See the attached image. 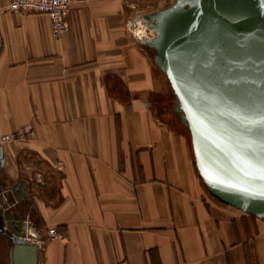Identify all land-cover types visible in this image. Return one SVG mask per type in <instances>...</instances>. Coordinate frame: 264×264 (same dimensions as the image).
Wrapping results in <instances>:
<instances>
[{"label": "crops", "instance_id": "crops-1", "mask_svg": "<svg viewBox=\"0 0 264 264\" xmlns=\"http://www.w3.org/2000/svg\"><path fill=\"white\" fill-rule=\"evenodd\" d=\"M173 1L71 0L54 37L44 14L0 0V136L35 132L2 144L0 179L28 193L34 264H264V218L209 193L165 111L146 19Z\"/></svg>", "mask_w": 264, "mask_h": 264}, {"label": "water", "instance_id": "water-1", "mask_svg": "<svg viewBox=\"0 0 264 264\" xmlns=\"http://www.w3.org/2000/svg\"><path fill=\"white\" fill-rule=\"evenodd\" d=\"M146 23L153 36L145 46L209 193L264 218V0H174ZM18 186L3 200L9 261L34 264V248L21 244L30 202L26 191L13 193Z\"/></svg>", "mask_w": 264, "mask_h": 264}, {"label": "built area", "instance_id": "built-area-1", "mask_svg": "<svg viewBox=\"0 0 264 264\" xmlns=\"http://www.w3.org/2000/svg\"><path fill=\"white\" fill-rule=\"evenodd\" d=\"M71 0H9L8 9L13 12L44 14L50 24L51 33L58 37L69 31L67 14L70 8ZM150 38L153 31L149 29ZM34 127L31 123L17 126L8 134L0 136V143L8 141L27 139L34 135ZM57 170L61 171L62 163L57 162ZM48 235L53 237L59 235L55 228L48 230Z\"/></svg>", "mask_w": 264, "mask_h": 264}, {"label": "flooded vegetation", "instance_id": "flooded-vegetation-1", "mask_svg": "<svg viewBox=\"0 0 264 264\" xmlns=\"http://www.w3.org/2000/svg\"><path fill=\"white\" fill-rule=\"evenodd\" d=\"M2 148V147H1ZM0 167H1V162H0ZM3 179V180H2ZM15 184V183H14ZM14 184H11L8 188L5 186V180L2 177L0 179V198L3 196V192H5V195L11 191V188ZM32 212H29L27 215V222L31 223L32 221ZM6 247H7V238L5 232H3V229L0 224V264H7L8 262L6 261Z\"/></svg>", "mask_w": 264, "mask_h": 264}, {"label": "rangeland", "instance_id": "rangeland-1", "mask_svg": "<svg viewBox=\"0 0 264 264\" xmlns=\"http://www.w3.org/2000/svg\"><path fill=\"white\" fill-rule=\"evenodd\" d=\"M169 6V5H167ZM167 6H165L164 8H166ZM173 105V97H171V102L167 103L164 108H165V111L166 113H168L169 115V118L171 120V123H173L174 125H182L180 122H179V117L176 113H174L173 111L170 110V107ZM186 130V129H185ZM1 147H2V144H1Z\"/></svg>", "mask_w": 264, "mask_h": 264}, {"label": "snow or ice", "instance_id": "snow-or-ice-1", "mask_svg": "<svg viewBox=\"0 0 264 264\" xmlns=\"http://www.w3.org/2000/svg\"><path fill=\"white\" fill-rule=\"evenodd\" d=\"M262 120H264V117H261Z\"/></svg>", "mask_w": 264, "mask_h": 264}]
</instances>
